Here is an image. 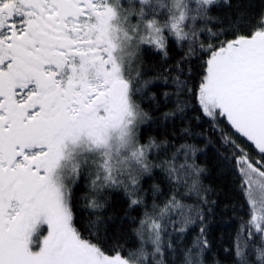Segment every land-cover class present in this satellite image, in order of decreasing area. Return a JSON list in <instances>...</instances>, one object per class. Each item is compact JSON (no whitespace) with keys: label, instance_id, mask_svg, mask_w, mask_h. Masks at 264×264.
Listing matches in <instances>:
<instances>
[{"label":"snow or ice","instance_id":"snow-or-ice-1","mask_svg":"<svg viewBox=\"0 0 264 264\" xmlns=\"http://www.w3.org/2000/svg\"><path fill=\"white\" fill-rule=\"evenodd\" d=\"M0 264H264V0H0Z\"/></svg>","mask_w":264,"mask_h":264}]
</instances>
